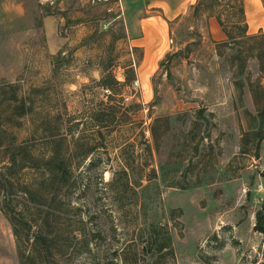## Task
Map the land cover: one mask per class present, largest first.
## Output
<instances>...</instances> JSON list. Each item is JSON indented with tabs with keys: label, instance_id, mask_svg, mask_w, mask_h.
Returning <instances> with one entry per match:
<instances>
[{
	"label": "rangeland",
	"instance_id": "1",
	"mask_svg": "<svg viewBox=\"0 0 264 264\" xmlns=\"http://www.w3.org/2000/svg\"><path fill=\"white\" fill-rule=\"evenodd\" d=\"M136 4L64 31L54 53L39 20L0 18V167L19 146L39 159L8 192L48 240L21 263L0 189V264H264V0L258 13L245 0L242 47L204 10ZM22 99L26 117L13 113ZM40 186L28 205L22 190Z\"/></svg>",
	"mask_w": 264,
	"mask_h": 264
},
{
	"label": "trees",
	"instance_id": "2",
	"mask_svg": "<svg viewBox=\"0 0 264 264\" xmlns=\"http://www.w3.org/2000/svg\"><path fill=\"white\" fill-rule=\"evenodd\" d=\"M193 7L196 12H202L204 10V12L210 18H216L219 25L223 29L224 34L228 38V43H226L225 45L234 44L242 47L245 44V39L247 38L249 33L245 0H198L197 5H194ZM261 33H263V31H261ZM256 59L260 60L262 59V57L259 58L257 56ZM127 75L129 76L127 85L133 86L137 81L136 70L134 68H131L128 71ZM100 86L107 89L108 91L114 92L113 83L109 82L108 78L106 77L100 82ZM12 89H14V87H12ZM18 99L19 98L17 94L14 93L12 100L17 102L19 101ZM20 103V106L14 108L13 113L17 111V114H15L19 117L28 116L32 112V108L27 106V102L25 101V99H22ZM112 112V116L114 120H116L117 113H114L116 112L114 109H112ZM260 118L262 120V126L258 133L259 144L257 147V157H259L260 147L262 142L264 141V111L260 114ZM95 119L98 123H104V118H102L101 114H98ZM2 147V138L0 137V152ZM6 155L7 164L3 167H0V189L4 193L3 211L7 215L10 223L13 226L14 235L19 249V257L21 263H24L30 259V255L28 254L34 253L35 249L38 246L48 249V240L43 235V227L41 225L39 232L35 233V238H31L30 233L31 231H33L31 230L33 229V227L31 226V223L25 222L24 219V214L26 213L25 209H27L28 206L23 204L21 208H14L12 203H14L15 201L13 200L14 198H12V196L15 194L13 191L8 192V187L12 189L15 187V180L11 176V172L13 170L19 169L23 171L25 169L32 168L28 166L29 161H33L34 164L40 161L38 158H35L31 154H29L28 148L25 146L13 148L9 150ZM58 158L59 153L56 151L52 152L48 163L58 166ZM50 173L54 175L56 173L55 169L52 168L50 170ZM43 194V186H40L36 191L33 192L29 191V189L22 190L21 196L26 201V203L30 205L32 203H36L35 201H37ZM25 229L28 233V236L26 238H24L21 233ZM256 231L264 235V220L262 213L258 215V224L256 226ZM167 247H169V244L163 243L160 245L158 250L162 252L166 250Z\"/></svg>",
	"mask_w": 264,
	"mask_h": 264
},
{
	"label": "crops",
	"instance_id": "3",
	"mask_svg": "<svg viewBox=\"0 0 264 264\" xmlns=\"http://www.w3.org/2000/svg\"><path fill=\"white\" fill-rule=\"evenodd\" d=\"M57 1L58 6L56 8H50L48 6H42L39 0H0V18L3 20L11 18H33L34 20H39V26L43 30L42 32L49 45L48 49L54 53L60 51L67 41H69V38L67 39L62 36L64 31L66 33L70 30L75 32L76 29L90 27L98 22L102 24L104 21H100V18L103 14H111V17L115 21L122 19L124 16L131 14V11L134 9L132 6L138 3L139 0H121L122 10L119 8L118 0H108L107 3L97 6L73 0ZM170 1L149 0L148 8L153 9L164 6L171 12L175 11V17L177 18L184 15L188 8L193 7L198 0H177L174 5ZM248 1L253 6L252 1ZM255 10L257 13L260 12L262 10V4L261 9L255 8ZM249 13L250 11L247 10V16ZM144 29L147 35L155 32L157 39L159 38V33L156 30L152 31L151 28H146V26H144ZM154 48H150V50Z\"/></svg>",
	"mask_w": 264,
	"mask_h": 264
},
{
	"label": "built area",
	"instance_id": "4",
	"mask_svg": "<svg viewBox=\"0 0 264 264\" xmlns=\"http://www.w3.org/2000/svg\"><path fill=\"white\" fill-rule=\"evenodd\" d=\"M73 1H80V2H84V3H88L90 5L93 6H97L100 4H105L108 2V0H73ZM119 1V8L122 10V4H121V0ZM39 2L41 3L42 6L45 7H50V8H56L58 6V1L57 0H39Z\"/></svg>",
	"mask_w": 264,
	"mask_h": 264
},
{
	"label": "bare ground",
	"instance_id": "5",
	"mask_svg": "<svg viewBox=\"0 0 264 264\" xmlns=\"http://www.w3.org/2000/svg\"><path fill=\"white\" fill-rule=\"evenodd\" d=\"M254 7H256L257 9H261V1L260 0H251ZM249 17H251L249 14H248Z\"/></svg>",
	"mask_w": 264,
	"mask_h": 264
}]
</instances>
